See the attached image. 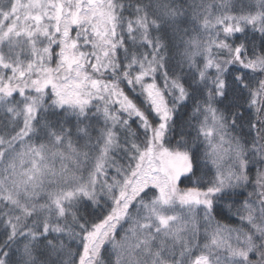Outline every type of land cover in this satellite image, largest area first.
<instances>
[{
	"label": "snow or ice",
	"instance_id": "snow-or-ice-1",
	"mask_svg": "<svg viewBox=\"0 0 264 264\" xmlns=\"http://www.w3.org/2000/svg\"><path fill=\"white\" fill-rule=\"evenodd\" d=\"M0 264H264V0H0Z\"/></svg>",
	"mask_w": 264,
	"mask_h": 264
}]
</instances>
